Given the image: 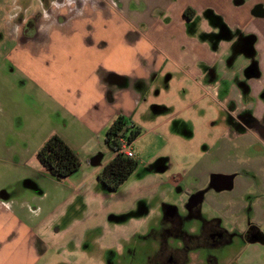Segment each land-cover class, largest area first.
Masks as SVG:
<instances>
[{"label": "rangeland", "instance_id": "374dc122", "mask_svg": "<svg viewBox=\"0 0 264 264\" xmlns=\"http://www.w3.org/2000/svg\"><path fill=\"white\" fill-rule=\"evenodd\" d=\"M75 1L76 5L70 6L69 11L78 9L85 1L101 6L109 2L0 0V218H15L37 227L36 248L42 255L37 264H163L166 249H180L185 239L201 238L207 224L218 217L222 228L230 230L233 221L230 214L235 211L232 205L243 198L252 200L246 195L248 190L264 198V129L256 123L248 133L238 132L234 125L241 118L233 116L235 102L224 103L223 94L215 96L207 91L205 80H191L189 77L193 76L185 71L184 65L176 68L167 60L164 63L167 67L160 75L159 72L151 75L159 79L155 80L156 88L145 95L144 107L140 110L134 105L132 80L141 67L137 66L131 48L128 47L126 57L123 49L119 55L117 38L107 39L108 43L102 40L106 44L114 43L113 50L103 54L102 62L83 58L79 51L68 49V44L74 41L78 46L83 42L71 39V32L63 35L54 30L45 48L18 47L15 39L19 36L24 42L22 31L26 19L37 21L42 33L34 40L40 41L46 37L48 25L57 18L58 12ZM172 1V5L167 3L163 7L176 13L188 3V0ZM208 2L224 11L227 24L238 23L241 28L231 48L235 52L234 60L226 65V70L229 73L234 70L235 75L231 76V81L224 80L222 87L226 95L235 88L245 92L249 89V84L245 83L248 77L245 73L237 75L235 71L238 63L256 56L252 48L260 42L257 35H262L264 40V30L258 25H252V30L259 29L256 36L245 33L246 27L255 20L253 8L264 5V0H235L237 6L233 8L226 5V0ZM160 4L158 0L139 1L134 2L132 8L135 12L153 8L154 15L160 8L164 9ZM202 19L215 24L210 12ZM178 29L176 25L171 30L155 29L157 42H173L171 33L180 34ZM61 35L68 40L60 43ZM168 36L169 39H164ZM216 38L221 39V36L201 39L213 44ZM128 43L131 45L130 40ZM162 47H157L155 56H162ZM259 58L260 51H257L256 59ZM108 70L125 79L120 85H112L122 95L118 98L112 93L106 94L100 85ZM144 72L145 77H149L150 71ZM221 77L216 73L215 78ZM56 100L92 120L108 112L106 101L108 105L110 101H117L128 114L134 111L132 122L141 135L128 148L139 165L118 191H107L99 181L102 167L115 156L104 138L101 164L87 163L83 159L79 171L64 180L52 177L43 169L37 155L31 156L30 150L37 148L49 133L52 121L48 110L56 108L53 103ZM168 119L170 122L165 124ZM229 128L241 136H228ZM21 139L20 143L27 144L23 146L27 156L9 153L15 140ZM34 168L39 172L34 173L38 171ZM214 175L233 176L234 188L215 191L211 187ZM200 187L206 189L204 200L192 209L195 194L189 191ZM236 239L218 247L195 243L186 263L211 264L213 257L218 264H235L244 247V243ZM13 251L3 250L0 264H14L15 258L10 255Z\"/></svg>", "mask_w": 264, "mask_h": 264}, {"label": "crops", "instance_id": "0c3cea01", "mask_svg": "<svg viewBox=\"0 0 264 264\" xmlns=\"http://www.w3.org/2000/svg\"><path fill=\"white\" fill-rule=\"evenodd\" d=\"M139 1L146 2L148 0H109L106 5L102 6L99 3L94 5L91 1L89 3L85 1L84 4L79 5L80 7L78 9L69 11L68 8L70 6L76 5L75 1L71 5L69 4V6L66 5L63 11L60 10L56 19L53 18L52 21L50 20L51 23L48 25L44 39L40 41L34 40L38 36V33H42L36 27L34 36H23L25 39L24 42L20 41L21 37L19 36L15 40L18 42V47L27 48L31 45L32 47L37 46L40 49L48 45V40L51 41L50 38L54 30L61 31L63 35L70 34L71 32V39L75 40V38H78L85 44L87 42V44L84 46L83 42H79L80 44L78 46L74 41L68 44V49L79 51L78 53L82 54L83 58L88 57L90 60L102 62L103 54L111 49L113 50L112 46H114L113 41L112 44H106L109 42L107 39L112 40L114 38L115 40L117 38L116 50L119 52V55L123 49L125 53L123 55L126 57L128 55V47L131 48L137 66L140 65L141 67L137 68L136 77L132 80L133 96L136 98L134 105L140 110L144 107L145 95L149 94L151 89L156 88L155 80L159 79V76L153 78L151 75L155 76L157 72L160 75L169 62L176 68L184 65L185 71L193 76L189 77L191 80L195 78L205 80L207 82V91L215 94V96H222L223 94L225 96L224 103L229 104L235 102V115L241 118L234 125L237 126L238 132L242 134L248 133L251 131L250 128L256 123L264 129V40L262 35L255 33H258L259 29L256 31L255 29L252 30L254 25H258L261 30H264V5L259 4L253 8L252 17L255 20L251 21L245 29L247 36L257 35L260 39L259 44L257 45L258 42L255 43L252 48L253 52H256V56L248 60H243L240 64L238 63L237 71H235L237 75L238 73L244 75L246 69L256 64L253 68L256 74H260V76H247L248 79L245 83L249 84V89L247 88L245 92L235 88L230 94L226 95V91L222 87V82L224 83V80L231 81V76L234 77L235 75L234 70L230 72V75L229 71L226 70V65L230 61L233 62L235 57V52L231 48L235 38L240 33L241 28H239V24H227L224 19L226 16L222 13L224 11L211 5L208 0H202L203 2L200 1V3H195L194 1L196 0H188L186 6L181 7L180 13H176L174 10H167L163 7L167 3H169L167 5H172V0H158L161 3L159 6L164 9L160 8L159 13L154 12V15L153 8L135 12L132 6L134 2L138 3ZM216 1L213 0V2ZM57 4H60V2ZM226 5L230 8L237 6L235 5V0H226ZM257 9H260V13L262 12L260 16L255 15ZM65 10H67V13ZM209 12L212 17H215V24H212L207 19H202ZM175 15L177 17L172 19L171 17ZM167 18H169V21H167ZM175 25L180 28L178 30H181V33H175V31L171 33V35L173 34V42L168 41L169 44L157 42L158 37L156 34L158 32H155V29L171 30ZM210 35L216 37L221 36V39L216 38L213 44L212 42L210 44V42L208 43L206 40L201 39L203 36ZM169 36L164 39H169ZM94 38L97 40L92 41ZM62 40L66 42L68 39L61 35L58 37V41L62 43ZM102 40H106L107 42L105 43ZM128 40L131 41V45H129ZM160 44L163 46V49H161L163 50L161 51L162 56L157 57L155 53H157V47L161 46ZM98 45L100 46L99 51L97 50ZM59 46L61 47V44ZM257 51H260L259 60L256 59ZM166 60L167 63L164 64ZM146 69L150 71L149 77H145L144 71ZM216 73L217 75H222L221 79L215 78ZM208 76H212L213 79H210ZM124 80V77L120 74L108 70L105 72V78L103 81L101 80L100 85L103 86L106 94L110 95L112 93L118 98L122 95L112 85H120ZM136 87H140V89ZM53 103L56 104L54 110L48 107L49 117H51L52 121V125L48 129L49 133L45 140L42 139L40 141V145L37 148L30 150L31 156L37 155L46 140L56 134L78 154L81 161L84 159L87 163L100 165L102 162L100 157L102 150L101 140L103 138L105 140L104 135L110 126L120 116L125 117L131 124H133L132 120L135 119L134 111L128 114L125 107H120L117 101H110L109 105L106 101L108 112L99 114L93 120L87 118L84 113L78 110L71 111L63 107L57 100ZM169 122L170 119L164 123L168 124ZM234 130L229 128L227 130L228 136H241L240 133H236ZM20 141L23 140H15L16 143L13 148L9 149V153L27 156L25 154L27 152L25 151L26 148L23 149V146L27 144H22ZM99 146H101L100 149ZM33 170L38 169L34 168ZM44 170L47 171L46 169ZM36 172H39V170L34 173ZM47 173L49 172L47 171ZM230 177L233 178L231 188L233 189L236 180L234 181L233 176ZM204 188H196L195 191H189V193L203 192L206 190ZM219 192L222 191L220 190ZM246 195L248 198H252V200L249 201L243 198L237 205L233 204L232 206L236 213L233 211L230 214L233 218V221L230 223L231 229L223 228L230 233H236V240L244 243L243 249L238 253L235 260V264H264V198L260 199V197L255 196L251 190H248ZM1 203L0 201V211L2 209ZM262 215L263 217H261ZM220 222L222 224V221ZM250 226L255 228L257 237L250 241H244L243 235L246 234ZM36 230L37 227L28 223L24 224L18 219L0 218V257L3 250L14 249L13 253H10L15 258L14 264H37L41 260L42 255L40 249L36 248L38 241V238L34 236ZM40 241L42 240L40 239ZM17 254L19 255L18 259L16 258Z\"/></svg>", "mask_w": 264, "mask_h": 264}, {"label": "trees", "instance_id": "16d2710c", "mask_svg": "<svg viewBox=\"0 0 264 264\" xmlns=\"http://www.w3.org/2000/svg\"><path fill=\"white\" fill-rule=\"evenodd\" d=\"M29 34V37L34 36ZM141 135L140 129L131 124L125 117L120 116L110 126L106 133L105 144L115 156L103 168L99 177L101 185L110 192L118 191L121 186L136 171L139 163L134 158H128L122 151V140L134 142ZM40 164L57 180L73 176L82 166L78 154L58 135H52L41 147L37 154Z\"/></svg>", "mask_w": 264, "mask_h": 264}, {"label": "flooded vegetation", "instance_id": "af4514ba", "mask_svg": "<svg viewBox=\"0 0 264 264\" xmlns=\"http://www.w3.org/2000/svg\"><path fill=\"white\" fill-rule=\"evenodd\" d=\"M37 27V21L29 18L26 19L24 21V25H23V36L28 37L29 34H33L34 31L36 30ZM253 68V67H251ZM249 69V68H248ZM245 70V74L248 76L247 74V70ZM249 77V76H248ZM233 116L235 117V110L233 111ZM218 176H215L212 178V188L216 191H220L218 186L220 184H224V181L222 180H218L217 179ZM223 191V190H221ZM206 192H194L191 195L195 194L194 199H193V203H191V206H193L192 209H196L197 206L203 202L204 200V196H205ZM236 233H230L227 230H225L224 228H222L221 226V222L219 219H215L212 222L207 224V229L206 232L204 234V236H202L201 238L197 239V240H193L192 238H187L185 239V243L184 246L180 249H172V250H168L166 249L164 258H162V262L163 264H187V258L189 256V254H191V246L195 243H199V244H210L214 247H218L220 246L222 243H227V242H231L233 240H235L236 238ZM257 234H256V230L254 227L250 226V228L248 229V231L246 232L245 235H243V240L244 241H250L253 238H256ZM210 262L211 264H218V261L211 257L210 258Z\"/></svg>", "mask_w": 264, "mask_h": 264}, {"label": "water", "instance_id": "95a60500", "mask_svg": "<svg viewBox=\"0 0 264 264\" xmlns=\"http://www.w3.org/2000/svg\"><path fill=\"white\" fill-rule=\"evenodd\" d=\"M255 13H256L255 14L256 16H260L262 14V12L260 13V9H257L255 11ZM247 74L249 77H254L256 75V71L254 68H249L247 70ZM217 179L224 181V184H220L218 186L219 190H229L232 188V181H233L232 177H230V176H218Z\"/></svg>", "mask_w": 264, "mask_h": 264}, {"label": "built area", "instance_id": "2783aa9c", "mask_svg": "<svg viewBox=\"0 0 264 264\" xmlns=\"http://www.w3.org/2000/svg\"><path fill=\"white\" fill-rule=\"evenodd\" d=\"M131 143L128 141V139H124L122 140V153L127 156L128 158H134V155L132 153V151L128 148V146Z\"/></svg>", "mask_w": 264, "mask_h": 264}, {"label": "clouds", "instance_id": "9594fccd", "mask_svg": "<svg viewBox=\"0 0 264 264\" xmlns=\"http://www.w3.org/2000/svg\"><path fill=\"white\" fill-rule=\"evenodd\" d=\"M15 17H9V19H14Z\"/></svg>", "mask_w": 264, "mask_h": 264}]
</instances>
